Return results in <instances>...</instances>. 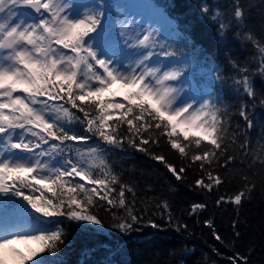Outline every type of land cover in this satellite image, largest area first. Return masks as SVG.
Masks as SVG:
<instances>
[{"label": "snow or ice", "instance_id": "6c2138e0", "mask_svg": "<svg viewBox=\"0 0 264 264\" xmlns=\"http://www.w3.org/2000/svg\"><path fill=\"white\" fill-rule=\"evenodd\" d=\"M124 7L108 0H0V264H49L47 254L65 244L66 222L103 227L94 209L110 212L113 227L124 234L140 224L165 227L137 214L136 190L107 156L113 149L144 153L177 181L192 171L189 187L203 192L234 179L227 173L237 156L229 147L237 143L238 130L231 128L219 93L186 78V54L178 55L182 45L174 36L154 27L152 19H130ZM198 7L217 39L233 32L253 47L255 67L229 63L237 73L236 93L255 101L253 77L264 81V37L249 27L250 6L202 0ZM208 75L214 83L224 79L218 66ZM238 115L246 129L255 126L243 101ZM250 148L245 137L239 146L242 168ZM255 163L264 165V155H253L247 166ZM241 179L243 187L220 195L217 206L239 207L251 199L256 185L247 175ZM156 207L167 227L187 230L173 223L166 199ZM205 208L193 203L188 214ZM204 224L216 241L225 242L212 219ZM238 227L233 220L235 238ZM227 259L249 264L239 253Z\"/></svg>", "mask_w": 264, "mask_h": 264}, {"label": "trees", "instance_id": "16d2710c", "mask_svg": "<svg viewBox=\"0 0 264 264\" xmlns=\"http://www.w3.org/2000/svg\"><path fill=\"white\" fill-rule=\"evenodd\" d=\"M173 21L175 37L179 44L178 55L186 54V74L194 77L203 88L218 92L233 130H238V140L229 147L237 161L228 171L234 177L219 190L203 192L189 187L194 172L188 171L186 178L177 181L162 164L125 146L107 153L115 171L122 181L130 184L137 192V214H145L156 220L162 229H153L144 224L135 225L133 231L124 234L113 227L110 212L103 208L94 209L103 221V227L83 226L77 222H66L65 244L56 253L47 254L49 264H229L227 257L239 253L249 257V264H264V165H249L253 155H264V81L254 75L258 95L255 101L236 93L232 77L236 76L229 60L241 67H255L252 60L253 47L237 40L233 32L217 39L216 28L210 21L203 20L199 12L202 0H150ZM215 2V0H213ZM224 5L228 0H219ZM250 6L249 27L258 36L264 37V0H242ZM219 67L223 80L213 82L208 75L210 69ZM245 102L249 115L255 122L251 129L238 115L241 102ZM251 142L250 155L243 168L239 161L244 156L239 151L243 139ZM170 162L179 165L174 153L161 146ZM241 175L249 177L256 188L250 200L237 207L233 204L217 206L215 200L222 194L232 195L243 187ZM130 196V194H127ZM166 199L171 206L173 223L187 225V230L177 233L167 227V218L160 215L156 204ZM205 203L206 208L196 215H189L190 205ZM11 211V206L8 207ZM122 213V210H120ZM155 213V215H153ZM212 219L224 243L216 241L204 221ZM237 220L239 238L233 234L232 221ZM139 229V230H137ZM217 249L219 253L214 252ZM251 249V251H249Z\"/></svg>", "mask_w": 264, "mask_h": 264}, {"label": "rangeland", "instance_id": "374dc122", "mask_svg": "<svg viewBox=\"0 0 264 264\" xmlns=\"http://www.w3.org/2000/svg\"><path fill=\"white\" fill-rule=\"evenodd\" d=\"M108 2L112 3L113 5L117 3L124 5L125 7L123 9V12L130 19L134 18L137 21L141 19H152L154 21V27L159 26L162 29L167 30L170 35L175 32L173 21L169 19L165 13L164 16L167 18L166 20L155 15L156 11L162 12V10L155 7L150 0H108ZM140 4H143L144 6L141 7ZM113 15H116L115 10H113ZM157 20L159 21L158 25L155 23V21ZM169 21L171 22L170 24ZM186 78L191 77L186 76Z\"/></svg>", "mask_w": 264, "mask_h": 264}, {"label": "bare ground", "instance_id": "6f19581e", "mask_svg": "<svg viewBox=\"0 0 264 264\" xmlns=\"http://www.w3.org/2000/svg\"><path fill=\"white\" fill-rule=\"evenodd\" d=\"M141 5V7H143L144 5L143 4H140Z\"/></svg>", "mask_w": 264, "mask_h": 264}]
</instances>
